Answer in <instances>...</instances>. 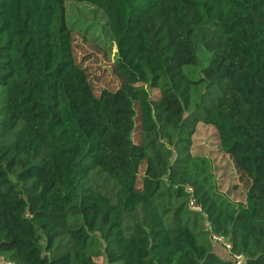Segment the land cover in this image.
<instances>
[{"label":"trees","instance_id":"obj_1","mask_svg":"<svg viewBox=\"0 0 264 264\" xmlns=\"http://www.w3.org/2000/svg\"><path fill=\"white\" fill-rule=\"evenodd\" d=\"M67 1L0 0V261L231 264L216 233L264 264V0H72L116 47L100 94ZM200 124L245 203L194 154Z\"/></svg>","mask_w":264,"mask_h":264},{"label":"rangeland","instance_id":"obj_2","mask_svg":"<svg viewBox=\"0 0 264 264\" xmlns=\"http://www.w3.org/2000/svg\"><path fill=\"white\" fill-rule=\"evenodd\" d=\"M66 7L67 21L73 29L75 57L87 70L95 93L100 94L103 89L115 90L119 86V79L113 72L116 47L113 44V51L109 52L108 45L112 39L103 11L87 2L72 0L66 2ZM158 93V90H153L154 96H158ZM193 152L212 160L221 191L227 193L235 202H246L248 186L240 179L229 155L222 151L213 126L199 125L194 135ZM142 171L143 169L141 173ZM98 261L106 264L104 257Z\"/></svg>","mask_w":264,"mask_h":264},{"label":"built area","instance_id":"obj_3","mask_svg":"<svg viewBox=\"0 0 264 264\" xmlns=\"http://www.w3.org/2000/svg\"><path fill=\"white\" fill-rule=\"evenodd\" d=\"M190 206L193 210H200V208L195 205L194 201L190 203ZM211 237L214 241L221 244L229 252L231 264H246V258L244 255L231 253L232 245L230 242H228L226 239H224L222 236L216 233H211ZM4 264H14V263L5 262Z\"/></svg>","mask_w":264,"mask_h":264},{"label":"crops","instance_id":"obj_4","mask_svg":"<svg viewBox=\"0 0 264 264\" xmlns=\"http://www.w3.org/2000/svg\"><path fill=\"white\" fill-rule=\"evenodd\" d=\"M216 251L222 258H224L226 260L229 259L230 254L226 249L224 250V248H222V247H217ZM0 264H4V262L0 261Z\"/></svg>","mask_w":264,"mask_h":264}]
</instances>
